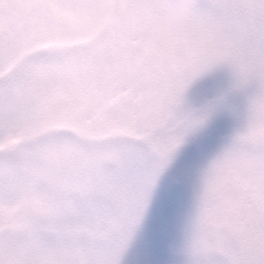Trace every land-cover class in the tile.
<instances>
[{
  "label": "snow or ice",
  "instance_id": "1",
  "mask_svg": "<svg viewBox=\"0 0 264 264\" xmlns=\"http://www.w3.org/2000/svg\"><path fill=\"white\" fill-rule=\"evenodd\" d=\"M165 3L0 0V264H264V0H193L169 32ZM220 65L243 124L193 211L177 228V173L147 234L181 146L226 100L185 92Z\"/></svg>",
  "mask_w": 264,
  "mask_h": 264
},
{
  "label": "rangeland",
  "instance_id": "2",
  "mask_svg": "<svg viewBox=\"0 0 264 264\" xmlns=\"http://www.w3.org/2000/svg\"><path fill=\"white\" fill-rule=\"evenodd\" d=\"M232 74L226 66L220 65L198 77L186 90L185 102L194 109L205 105L220 103L208 124L190 135L181 146L176 160L165 174L162 186L155 202V211L147 223V234L154 233L159 227V217L169 192L171 178L177 173L185 175L183 198L178 206L179 219L186 218L194 209L197 189L200 183L201 171L208 162L227 145L236 131L242 126L243 97L237 93H230ZM235 108L237 112H233ZM176 233H173L175 237ZM124 264H131L130 256L125 257Z\"/></svg>",
  "mask_w": 264,
  "mask_h": 264
},
{
  "label": "clouds",
  "instance_id": "3",
  "mask_svg": "<svg viewBox=\"0 0 264 264\" xmlns=\"http://www.w3.org/2000/svg\"><path fill=\"white\" fill-rule=\"evenodd\" d=\"M193 0H166L161 12L159 27L162 31H178L188 21Z\"/></svg>",
  "mask_w": 264,
  "mask_h": 264
}]
</instances>
